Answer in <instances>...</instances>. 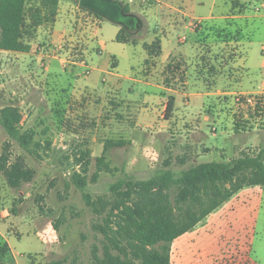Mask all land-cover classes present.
<instances>
[{"label":"rangeland","instance_id":"1","mask_svg":"<svg viewBox=\"0 0 264 264\" xmlns=\"http://www.w3.org/2000/svg\"><path fill=\"white\" fill-rule=\"evenodd\" d=\"M189 4L190 15L197 17L192 19L194 26L189 33L194 36L188 35L194 37V41L187 44L183 57L172 55L164 64L145 62L143 45V48L127 45V57L121 56V44L113 38L119 25L102 16L97 38L79 28L75 45L63 44V51L69 50L62 56L69 71L58 81L47 74L50 57L41 58L33 69L27 65L29 56L21 59L0 52V108L12 105L19 110L21 120L17 128L29 139L27 146L20 145L0 124V161L4 157L7 164L18 162L32 175L30 180L13 187L0 172V231L7 236L11 248L3 264L58 261L92 264L94 256L101 255L103 245L116 236L124 220L123 210L133 202L165 195L175 216L183 215L190 204L199 209V202L177 201L179 187L173 183L157 192L135 189V182L159 178L164 170H171L177 176L198 163L244 155L261 154L264 163V114L255 111L253 102L248 101L249 97L260 94L251 91L253 87L248 78H259L264 0H190ZM131 7L141 14L144 9L139 7L138 1ZM235 14L240 17H234ZM86 15L94 21L95 14L92 17L87 12ZM118 19L125 21L121 15ZM74 26L68 25V28ZM153 26L155 22L149 18L147 29ZM131 32L142 41L145 31L141 22ZM183 32L172 30L170 38L175 40ZM147 37L146 34L144 38ZM100 39L106 46L104 51L97 52ZM33 48L40 53L56 47L39 41ZM113 51L120 58L122 71L124 64L131 63L137 70H133V75L143 79L153 69L155 74L150 78L153 84L140 86V92L134 96L136 102H117L109 94H75L70 87L74 81L72 74L82 71L78 77L80 82L89 69L75 67L73 63L83 59L89 67L107 69ZM56 66L57 75L60 65ZM102 75L110 78L93 69L86 80L97 77L98 82L106 86L107 82H100ZM160 84L170 87L171 91L164 92ZM173 91L180 93L176 94L175 108L166 123L163 101ZM188 114H194L196 120H186L183 125ZM204 115L210 118L208 122L202 121L207 134V144L203 145L209 149L202 147L201 152L209 156L199 160L196 140L202 133L196 130L191 133V130ZM234 122L239 124L236 125L238 132ZM252 133L258 134L259 145L250 143L240 149L241 143ZM106 139L125 141L122 146L110 147L105 152L111 171L98 170L95 159L102 154ZM218 143L224 146L223 153L210 154ZM85 149H89L91 157L83 172L76 158L80 150ZM251 171L246 169L242 174ZM118 181L122 184L114 190L113 185ZM258 187L259 194L254 201L259 211L248 236V257L256 264H264V185ZM5 240L0 234V244ZM120 242L129 253L126 241L121 238ZM238 246L234 239L220 243L219 250L210 254L208 264H244ZM191 248L187 251L194 253ZM236 248L237 253H234ZM176 250L172 243L171 264H190L189 252L184 255V262H178Z\"/></svg>","mask_w":264,"mask_h":264},{"label":"trees","instance_id":"2","mask_svg":"<svg viewBox=\"0 0 264 264\" xmlns=\"http://www.w3.org/2000/svg\"><path fill=\"white\" fill-rule=\"evenodd\" d=\"M58 1L0 0V49L28 52L29 41L35 36L37 28L55 21ZM122 9L125 13H129L127 5L122 4ZM90 12L100 17L96 12ZM134 18L137 17L134 15ZM131 33V30L120 26L115 40L137 44L138 39ZM143 47L148 56L145 62L160 55L159 38L149 43L144 42ZM112 66H115L114 62ZM254 99V110L264 114V96L259 94L254 96ZM174 106V96L170 95L164 103V119H170ZM20 120L21 115L16 107L4 105L0 108V124L11 138L17 140L20 145L27 146L28 136L21 134L17 128ZM123 144L125 141L122 139L104 141L102 154L95 158L98 170L111 171L112 168L105 161V152L110 147ZM90 157L89 149L80 150L77 155L76 162L83 172L87 170ZM246 169L252 170L250 174H242ZM0 172L13 187L18 186L21 181L32 178L30 170L24 169L18 162L7 164L4 157H1ZM79 182L82 183L83 180ZM130 183L128 181L127 185ZM169 183L179 187L177 201L189 199L192 202H199L198 211L190 204L185 208L183 215L175 216L169 198L165 195L150 196L143 201H135L123 210L124 220L116 236L109 241V244L103 245L101 255H95L92 264H171V246L178 236L203 225L209 214L218 211L241 190L264 185V163L261 154L202 162L181 171L177 176H174L171 170H164L159 178L138 181L134 186L135 189L161 192ZM120 184L122 182L118 181L113 185V189H117ZM121 238L126 241L130 249L129 253L122 247ZM9 252L10 247L5 240L0 244V264H3V258ZM44 264H63V262Z\"/></svg>","mask_w":264,"mask_h":264},{"label":"crops","instance_id":"3","mask_svg":"<svg viewBox=\"0 0 264 264\" xmlns=\"http://www.w3.org/2000/svg\"><path fill=\"white\" fill-rule=\"evenodd\" d=\"M99 1V0H97ZM121 3V5L125 4L129 8V13H132L136 15L137 19L139 20V23H142V28L145 31L143 35H141V40H138L137 44L133 45H140L142 47L144 42H151L155 38H159L160 40V55L158 57L153 58L152 61L160 62V63H166L168 58L172 55H180L184 56L186 48L188 47L187 44L192 41H194V37L189 38L188 35L194 36V34H189L191 31V27L194 26L193 20L197 17H192L188 11V8L190 7V0H151L150 3H147L146 1L149 0H112ZM138 1L139 7H144L142 14L136 12L132 7L131 4H135V2ZM100 2V1H99ZM101 3H106L105 1H101ZM91 10L86 7L81 0H59L58 1V8H57V14L55 17V21L50 24H44L37 28L36 34L33 38L30 39V50L28 52H18V51H6L1 50L0 52L7 53L12 56L19 57L21 59L30 57V59L27 62V65L30 67L37 68L39 65V61L41 58H49L48 56L43 57L44 52H36V49H34V43H39V41H44L48 43L50 47L55 46L57 48V55L50 56V62L46 66L47 74L56 81H58L59 77H61L63 74H66V71L68 72L69 69L66 66V64H63V55H67L69 50L63 51L62 46L63 44H66L69 46L75 45L73 42L77 40L79 37L77 34V29L83 28V32L87 33L89 31L90 35H95L97 38V34L101 30L100 26L101 20L100 17L95 15L94 21L93 18L87 17L86 13L90 12ZM92 17L93 14L90 12ZM101 16V15H100ZM234 17L238 18L240 15L235 14ZM103 17V16H102ZM151 18L155 22V26L151 28V30L147 29V20ZM184 18V20H183ZM209 18V17H208ZM90 19V20H88ZM193 19V20H192ZM69 21V22H68ZM112 22V21H111ZM116 23V22H115ZM75 24L73 28H68V25ZM118 24V23H116ZM261 27L264 31V18L260 21ZM119 27L121 26L118 24ZM117 27L115 29V33L113 35V38L115 40L116 33L120 29ZM172 30H184V32L180 35H177L176 39L173 40L170 38V32ZM93 33V34H92ZM192 33V32H191ZM147 34V39L144 38V36ZM80 35V34H79ZM251 37V35H249ZM189 38V39H188ZM116 41V40H115ZM141 42V44H140ZM77 43V42H76ZM121 44V53L120 55L123 57H127V45H131V43H122ZM190 43V44H191ZM105 42L104 40H98L97 41V52L104 51L105 50ZM143 48V47H142ZM144 49V48H143ZM71 50V48H70ZM145 50V49H144ZM63 51V52H62ZM110 53L112 56L111 60H109V67L107 69L99 68V67H89L87 66L86 62L84 61V65L81 63L82 60L79 62H74L73 64L75 67H88L89 70L86 72V76L83 75V80L79 82V76L81 73H74L72 76H74V81L72 82V85L70 87H73L75 94H82L85 92L97 94L98 96H104L105 94L111 95L114 100L117 102H136L134 99L135 94L139 93L140 86L143 85H152L153 83L150 81L154 76V70H150L145 76L142 78H139V76H134L133 73L137 70L134 68V65L130 63V65L126 66L124 64L123 71L121 70V63L119 56L114 53ZM146 53V51H145ZM45 55V53H44ZM261 63L258 68L259 70V78L258 79H249L248 83L252 85L253 89L251 90L254 93H260L264 96V39L262 40V46H261ZM148 58L147 54H145L146 59ZM185 58V57H184ZM145 61V60H144ZM244 61V59H243ZM112 62L115 63V66H112ZM60 65L59 73L56 75V69L57 66ZM110 68V69H109ZM93 69L98 70V72L101 74H107L110 76V78H106L105 76L100 77V82H107L108 85L104 86L101 85L98 82L97 77L96 78H90L86 80L91 71ZM134 70V72H133ZM142 68L139 70L141 71ZM64 71V72H63ZM146 70H144L145 72ZM247 73V72H246ZM137 74V73H136ZM78 78V79H76ZM81 79V78H80ZM187 81L186 83H188ZM254 82L256 84H254ZM158 85V84H157ZM156 85V86H157ZM138 86V87H137ZM160 89L164 92L171 91L170 87H164V85L160 84ZM157 86V87H159ZM143 89V88H141ZM114 92V94H112ZM134 95H133V94ZM178 91H173V94H170L174 96V102L176 103V94H179ZM110 97V98H111ZM166 100L163 101V104ZM164 106V105H163ZM189 107V106H187ZM175 108V106H174ZM196 118L193 115L188 114L187 118L184 119L183 125L185 121H195ZM166 123L169 119H164ZM210 120L208 115H204L202 120H199V124L195 126V128H192L191 133L197 132L202 133V137L198 138L196 140V144L199 146V150L197 151V157L200 160L202 157L209 156L208 153H203L202 147L209 149L207 146L203 145L206 143V132L203 128V122H208ZM166 123L164 124V127L166 126ZM186 125V124H185ZM236 123L234 122V129L236 132H238V128L236 127ZM211 133V132H210ZM222 131V137L223 138ZM211 135H216L215 132L211 133ZM258 134L252 133L250 136L246 138L245 142L241 143L240 149H243L244 147H247L250 143L251 145H259V141L257 139ZM221 143V142H219ZM214 145L213 148L210 151L211 153L214 152H220V154L224 151V146H221V144ZM263 149V147H262ZM261 149V150H262ZM206 150V151H207ZM215 161V160H212ZM219 161V160H218ZM258 186L255 187H249L241 190L239 194H237L235 197H233L229 202L223 205V209L221 208L208 215L205 223L201 226H198L196 229L186 232L180 236H178L173 243H175V248L178 251V262H184V255L187 254V251L189 248H194V253L189 252V258H190V264H195L197 262H202L204 264H208L210 254L213 252H217L220 247V243L225 242L229 239H234L238 242L239 246L237 247L242 251V257H243V263L244 264H256L250 258L248 257L249 252V234L252 232L253 224L255 217L258 214L259 210L257 209V201H254V198L256 194H259ZM251 191V192H250ZM255 193H252L254 192ZM259 196V195H258ZM236 197H239V199ZM260 197V196H259ZM226 206V207H225ZM226 208V210L224 209ZM215 215L213 218L212 216ZM0 234L3 235L9 245V241L7 236H5L4 233L0 231ZM244 245V246H242ZM232 248H235V245H231ZM246 246V247H245ZM10 247V245H9ZM214 247V248H213ZM191 248V249H192ZM237 248L234 253H237ZM11 249V248H10ZM182 264V263H181Z\"/></svg>","mask_w":264,"mask_h":264},{"label":"water","instance_id":"4","mask_svg":"<svg viewBox=\"0 0 264 264\" xmlns=\"http://www.w3.org/2000/svg\"><path fill=\"white\" fill-rule=\"evenodd\" d=\"M100 1V2H99ZM81 0V2L88 7L91 11L96 12L97 14L107 18L112 22H116L121 26L126 28L125 21L118 19V16H124L129 18H134V14L125 13L122 9V5L116 1L112 0ZM105 1L106 3H101ZM95 2L96 5L92 4Z\"/></svg>","mask_w":264,"mask_h":264},{"label":"flooded vegetation","instance_id":"5","mask_svg":"<svg viewBox=\"0 0 264 264\" xmlns=\"http://www.w3.org/2000/svg\"><path fill=\"white\" fill-rule=\"evenodd\" d=\"M122 17L125 19L126 29L129 31L138 27L140 24L139 20L137 18H129V17H124V16H122Z\"/></svg>","mask_w":264,"mask_h":264},{"label":"built area","instance_id":"6","mask_svg":"<svg viewBox=\"0 0 264 264\" xmlns=\"http://www.w3.org/2000/svg\"><path fill=\"white\" fill-rule=\"evenodd\" d=\"M54 52H55V54H53ZM44 53H45L46 56H48V57H50V56H52V55H57V48H52L51 50H50V48H49V49L45 50ZM62 62L64 63L65 60L62 61ZM81 63L84 65V61H83V60H82ZM86 72H88V71H86ZM248 101L253 102V106H254V101H255L254 96L249 97V98H248Z\"/></svg>","mask_w":264,"mask_h":264}]
</instances>
